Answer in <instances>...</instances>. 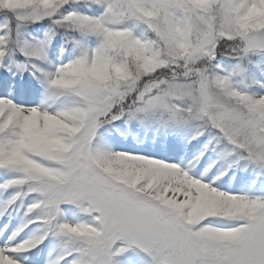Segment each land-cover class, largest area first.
I'll return each mask as SVG.
<instances>
[{
  "label": "snow or ice",
  "instance_id": "obj_1",
  "mask_svg": "<svg viewBox=\"0 0 264 264\" xmlns=\"http://www.w3.org/2000/svg\"><path fill=\"white\" fill-rule=\"evenodd\" d=\"M0 17V264L133 247L264 264V94L214 62L264 51V0H0Z\"/></svg>",
  "mask_w": 264,
  "mask_h": 264
},
{
  "label": "rangeland",
  "instance_id": "obj_2",
  "mask_svg": "<svg viewBox=\"0 0 264 264\" xmlns=\"http://www.w3.org/2000/svg\"><path fill=\"white\" fill-rule=\"evenodd\" d=\"M0 18H2V17H0ZM40 38H43V37H40ZM55 54H54L53 59H55ZM259 56H263L264 57V51L251 53V54H249L247 57H245L243 59H238V58L229 57V56H223V55H220L218 53L217 56H216V60L214 62L221 63L222 69L227 71V73H231L230 72L231 68L228 65L230 60H233L235 65H237L239 63L240 68L239 69L236 68V72H235L236 76L233 75L232 79H235V77L240 79L241 82H242L243 90H248L249 84H247L248 83L247 82V78L254 79L255 81L258 82V84H261V82L264 81V69H263V72H261L260 75H258L256 73L255 69H252L251 72H249V70H248L249 67L252 65V62L256 61V59ZM35 62L36 63H40L39 61H35ZM232 72H234V71H232ZM249 73H251V74L249 75ZM255 93L264 94V91L262 89H257L255 91ZM62 207H67V205H62ZM119 243H121V242H118V244ZM133 253H137L136 257L134 259L128 258V257H131V254H133ZM145 256H146V254L143 253L142 250H140V249H138L136 247H133V248L129 249L123 255L117 257L116 259L120 261V264H143V258ZM126 257H127V259H126Z\"/></svg>",
  "mask_w": 264,
  "mask_h": 264
},
{
  "label": "trees",
  "instance_id": "obj_3",
  "mask_svg": "<svg viewBox=\"0 0 264 264\" xmlns=\"http://www.w3.org/2000/svg\"><path fill=\"white\" fill-rule=\"evenodd\" d=\"M48 27V22L47 21H41L38 24H33L30 25L27 29L28 32L32 33V35L36 36V37H40L43 36L45 34V30ZM64 40V36H63V31L59 30L57 31L56 35L53 38L52 41V46H51V53L53 54L54 51L58 50L59 46L63 43ZM19 59H24L23 57H18ZM229 67L231 68L230 72L233 73L232 71L236 72V65L233 62V60L229 61ZM233 67V68H232ZM252 69H256L257 73L261 74V72H263L264 69V57L263 56H259L256 61L252 62V65L249 67V72ZM0 71H2V69H0ZM224 74H227V71L223 70ZM251 73H249L250 75ZM236 76V74H235ZM17 80H19V77H16ZM232 79V78H231ZM233 84L236 88H238L239 90L248 93V94H255V91L257 89H263L264 90V84H258V83H253V81H255L254 79H250L247 78V84H249L248 90H243V86H242V82L240 79H238L237 77H235V79H232ZM24 84L25 85H32L34 87H39L36 82L31 78L28 79L27 77V73H24Z\"/></svg>",
  "mask_w": 264,
  "mask_h": 264
}]
</instances>
